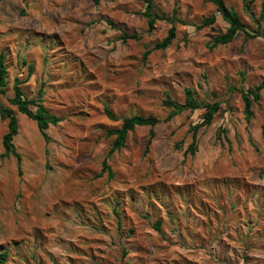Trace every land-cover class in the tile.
<instances>
[{
	"label": "rangeland",
	"instance_id": "rangeland-1",
	"mask_svg": "<svg viewBox=\"0 0 264 264\" xmlns=\"http://www.w3.org/2000/svg\"><path fill=\"white\" fill-rule=\"evenodd\" d=\"M245 1L247 12L244 0H223L244 28L212 47L228 24L210 0H154L167 18L176 9L175 38L143 60L171 23L156 20L147 33L141 1L0 0L7 64L0 102L17 116L13 144L21 158L18 167L13 155H2L7 120L0 117L5 264H264V87L249 122L231 89L264 84V0ZM123 32L139 39L122 40ZM22 58L33 65L24 94L35 98L41 88L45 107L61 118L46 129L48 141L8 102L14 76L27 74ZM186 87L220 102L197 132L193 155L184 151L202 110L156 125L147 153L148 127L137 126L107 156L113 136L106 129L133 114L164 118L166 94L182 103ZM218 126L227 129L220 139ZM104 158L111 177L100 174Z\"/></svg>",
	"mask_w": 264,
	"mask_h": 264
},
{
	"label": "trees",
	"instance_id": "trees-1",
	"mask_svg": "<svg viewBox=\"0 0 264 264\" xmlns=\"http://www.w3.org/2000/svg\"><path fill=\"white\" fill-rule=\"evenodd\" d=\"M94 3H98L99 0H93ZM141 1L144 4V8L141 14L145 17L147 22L146 32L150 33L154 29L156 20H165L169 19L171 23L170 27L167 30V33L162 39L158 42H155L150 49H146L142 54V59L145 60L153 49H164L168 47L173 39L175 38V26L174 22L178 20L176 15V9L172 11L170 18H167L166 14L161 12L155 5L154 0H136ZM216 7V10L219 11L222 18L227 22L228 27L225 32L218 34L212 38V47L217 46L218 44H227L231 42L237 35L239 30L244 28L242 22L240 21L237 13L230 7L226 6L223 0H210ZM249 8L248 2L244 0L243 9L247 12ZM23 12V11H22ZM260 18L264 20V7L260 12ZM214 17H208L205 19L204 23H213ZM112 24V21H108ZM257 35L261 33L256 32ZM253 36V34H249ZM122 40L126 39H139V36L136 33L127 34L123 32L120 36ZM21 63L26 65L27 74L25 78H19L14 76L12 83V96L8 99L10 106H14L16 110L24 114L27 118L33 120L36 123L37 129L42 135V137L48 141L49 137L47 135L46 129L49 125L57 124L61 118L56 114L50 112L44 105L42 100V89L39 88L35 98H28L23 90L21 85L28 80L33 72V65L27 63L25 58L21 59ZM241 79L243 80L244 73L239 72ZM7 85V64L5 59L4 52H0V96L4 95L6 92ZM264 87L263 83H259L252 88H246L243 85H240L238 88L232 87V90H235L239 93L240 98L243 102V115L246 122H249L253 116L252 105L254 102H257L260 99V91ZM162 104L170 108V111L166 114L164 118H158L152 115H139L133 114L130 116H125L121 119L120 126L108 128L105 130V135L107 137L113 136L111 147L107 152L109 156L113 151L120 150L126 144L127 136L129 132L133 131L137 126H147L148 127V138L145 143L144 153L149 151L151 142L155 136L154 127L162 121H169L173 116L179 114L185 110L195 111L202 110L200 121L190 125L191 132V141L187 145L184 154L193 155L196 151V142H197V132L200 128L207 126L211 123L213 116L220 109V102H205L200 100L196 92L186 87L184 89V100L182 103L177 102L172 99L168 94L163 99ZM104 112L106 116L111 120H117L118 117L114 112L106 105L104 107ZM0 117L7 120V129L2 137V147H3V156L13 155L16 159L18 167L20 166L21 158L20 155L16 152L13 139L18 133V119L11 107L5 106L0 102ZM227 129L223 126H218L216 131V139L224 137ZM261 136L264 138V118L260 126ZM227 139V138H226ZM107 158L102 160L100 174L104 171H107L109 177L112 176V171L108 165ZM115 211V210H114ZM116 213V211H115ZM118 227H120V220H117ZM159 221L155 222V227L159 229ZM126 254V250L122 249V255ZM8 252L6 250L0 252V264H5L7 261Z\"/></svg>",
	"mask_w": 264,
	"mask_h": 264
}]
</instances>
